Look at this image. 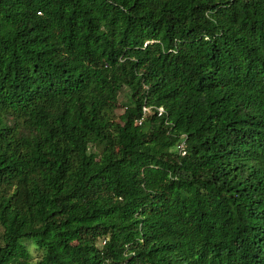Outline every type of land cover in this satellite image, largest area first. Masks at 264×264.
Here are the masks:
<instances>
[{"label":"trees","instance_id":"16d2710c","mask_svg":"<svg viewBox=\"0 0 264 264\" xmlns=\"http://www.w3.org/2000/svg\"><path fill=\"white\" fill-rule=\"evenodd\" d=\"M0 264H264V0H0Z\"/></svg>","mask_w":264,"mask_h":264},{"label":"rangeland","instance_id":"374dc122","mask_svg":"<svg viewBox=\"0 0 264 264\" xmlns=\"http://www.w3.org/2000/svg\"><path fill=\"white\" fill-rule=\"evenodd\" d=\"M127 99V88H124L122 92L119 94V104L117 108L114 110V114L116 116L120 115L123 112L124 107L122 106L124 101ZM28 249L31 253L32 260H36L39 257L40 251L37 250L35 245L31 241L26 242Z\"/></svg>","mask_w":264,"mask_h":264},{"label":"built area","instance_id":"2783aa9c","mask_svg":"<svg viewBox=\"0 0 264 264\" xmlns=\"http://www.w3.org/2000/svg\"><path fill=\"white\" fill-rule=\"evenodd\" d=\"M144 111H146V108H144ZM159 111H161V109H159ZM184 146V142H181L179 145H177L178 150H180L182 153H184V151L182 150Z\"/></svg>","mask_w":264,"mask_h":264}]
</instances>
